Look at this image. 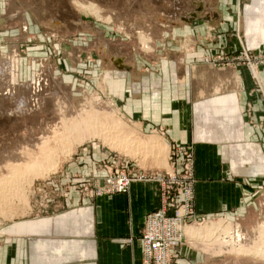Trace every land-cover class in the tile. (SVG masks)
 <instances>
[{"label":"rangeland","instance_id":"374dc122","mask_svg":"<svg viewBox=\"0 0 264 264\" xmlns=\"http://www.w3.org/2000/svg\"><path fill=\"white\" fill-rule=\"evenodd\" d=\"M178 1L174 4L173 0H166L159 5H152V0L1 1L0 184L4 183V187H0V264L71 262L76 256L70 255L69 247H76L79 263L85 261V239L71 240V246L66 239L55 247L54 239L45 232L54 227L62 232L64 226L57 227V222L61 218H77L86 199L94 205L101 197L128 193L107 192L111 191L106 184L108 177L113 182L117 177L131 179L129 187L133 181L157 184L160 208L148 214L161 211L166 205L168 218L174 217L176 209L188 202L187 192H191L187 204L192 205L193 214L185 218L188 226L221 219L230 224L219 230L226 235L219 241L201 245L198 240L190 246L184 240L172 247L169 264L198 263L196 256L190 261L180 256L182 248L204 255L208 261L205 264H264V178L241 202L246 206L243 212L199 215L194 203L197 180L192 145L176 141H169L168 145L164 130L154 128L152 122L138 121L140 113L132 112L147 104L156 110L161 100L153 99L152 90L161 85L169 97L166 88L178 86L172 83L177 80L173 78L179 65L184 77L189 75V82L179 84L181 98L188 97L190 79L198 78L197 73L202 70L213 78L215 71L237 65L251 76L254 70L258 81L264 74V42L255 46L247 42L246 28L257 35V29L247 22L251 0H203L205 7L201 0V14L206 10L196 16L203 21L201 24L193 18L186 17L188 21L184 22L175 17L183 9L197 6V0ZM12 4L16 12L11 9ZM172 11L176 13L170 14ZM72 17L80 24H75ZM60 19L61 23L56 21ZM191 27L201 30L191 32ZM238 41L239 52L233 49ZM246 43L256 50L246 48ZM121 56L125 62L121 63ZM127 63H132L129 67L133 70L120 71L119 65ZM132 83L137 87L132 89ZM139 84H144V89L140 87L142 94L148 95L142 101ZM130 90L139 93L138 108L131 103L135 98ZM86 115L90 117L89 124L93 122L90 126L83 121ZM67 122L72 127L78 128L79 123L82 127L79 132L73 128L67 131L71 127ZM41 147L45 148L44 157L50 155L47 166ZM28 158L41 164L44 161L48 168L40 169L35 166L40 162L32 164ZM262 173L259 176L264 177ZM164 199L167 201L163 204ZM148 214L138 238L140 264L145 256L142 236L150 225ZM80 223L82 229L77 226V237L85 235L83 219ZM188 230L198 234L195 226ZM207 230L209 226L200 229L199 235ZM73 231L71 226L65 235ZM131 242L132 239L124 240Z\"/></svg>","mask_w":264,"mask_h":264},{"label":"crops","instance_id":"0c3cea01","mask_svg":"<svg viewBox=\"0 0 264 264\" xmlns=\"http://www.w3.org/2000/svg\"><path fill=\"white\" fill-rule=\"evenodd\" d=\"M202 2L204 3L203 0ZM197 3L202 8L201 0H197ZM206 5L204 3V7ZM249 5L246 13L249 17L247 22L257 29V35L250 34L246 28V36L248 35L249 45L255 46L264 42V0H251ZM11 9L16 12V6ZM201 12L197 11V17ZM10 15L15 16L16 13ZM197 17L193 19L199 23L203 22ZM181 20L188 21L187 18ZM190 29L191 32L200 31L201 27ZM225 46L223 43L224 49ZM250 46L248 47L246 43V48L256 50ZM233 49L240 51L239 41L238 45H233ZM131 64L119 65L120 71L133 70L129 67ZM178 69L173 78L177 80L172 83L178 86L166 88L169 97L165 95V89L161 85L155 86L152 90L153 99L161 100L156 105L158 107L156 110L149 109L150 104H147V107L140 110L135 108L132 112L140 113L138 121L152 122L154 128L164 130L167 142L176 141L192 145L195 152L194 174L197 180L194 187V203L199 215L243 212L241 210L246 206H242L241 202L244 198L248 199L252 189L264 178L259 176L264 166V74L258 75V81L248 70L237 65L231 69L215 71L213 78L207 70H202V73H197L196 80L190 79L188 97L181 98L178 95L179 84L189 82V75L184 77L185 72L180 65ZM258 83L261 85L260 88ZM132 84V89L137 87ZM139 85V88L144 89L142 87L144 84ZM141 88L140 95L130 90L131 97L135 98L131 103L137 108L139 107L137 96L139 95L141 101L148 97L142 94ZM80 172L83 173V170ZM82 207V210L80 209L82 214L77 218H61L57 222L59 225L57 227L60 228V224L64 226L61 227L62 232H58L59 229L54 227L45 233L54 239L55 247L60 246V241L66 239L69 240L66 242L68 245L71 240L85 239L84 248L88 257L79 263L76 247L74 249L69 247L70 255H75L76 259L57 264H140L141 244L138 240L140 230L146 214L160 208V190L157 184L133 181L127 194L104 196L94 205L86 199ZM80 218L85 223V235L77 237L79 236L77 226L82 229ZM44 226L46 230L47 225ZM71 226L75 232L73 231L72 235L70 233L65 235L66 229L71 230ZM57 237L63 239L58 240ZM125 239H132L131 244L124 243ZM47 247L46 245L45 248ZM181 250L180 256L188 261L196 256L197 264L208 262L204 255L190 253L184 248Z\"/></svg>","mask_w":264,"mask_h":264},{"label":"built area","instance_id":"2783aa9c","mask_svg":"<svg viewBox=\"0 0 264 264\" xmlns=\"http://www.w3.org/2000/svg\"><path fill=\"white\" fill-rule=\"evenodd\" d=\"M109 178V179H108ZM106 180V184L112 193H120L127 192L129 188V184L131 179H127L124 177L118 178L113 182L108 177ZM162 184L163 178L160 179ZM164 189V193H165ZM163 193V194H164ZM188 193V202L182 204L178 209H176V213L174 217H169L166 214V205H163L161 211L156 213H151L147 215L148 221H150V225L148 226L145 234L142 236L143 238V247H144V261L143 264H169V256L171 253V248L177 246L184 241V236L181 235L182 228L187 225V221L185 218H189L193 214L192 205L187 203L190 202V194ZM171 200V199H170ZM167 200H163V204ZM169 204V203H167ZM170 205H173L170 203ZM177 207V206H176ZM194 221V220H192ZM207 221L196 222L198 224L206 223ZM197 224V225H198Z\"/></svg>","mask_w":264,"mask_h":264},{"label":"bare ground","instance_id":"6f19581e","mask_svg":"<svg viewBox=\"0 0 264 264\" xmlns=\"http://www.w3.org/2000/svg\"><path fill=\"white\" fill-rule=\"evenodd\" d=\"M164 1H166V0H152V5L153 4H157V5H159V4H162V2H164ZM175 3L174 4H179V1L178 0H173ZM194 1V0H193ZM199 1V0H198ZM200 5L197 3V6H193V5H191L190 7H187L186 9H183L182 11H181V13L180 14H178V13H176V12H170V14H172V15H174L175 13H176V15H175V17H177L178 16V19H180V18H183V17H188V18H192V16H194V17H196L197 16V11L200 13L201 11H202V8H200L199 7ZM174 7H175V5H174ZM72 11V10H71ZM93 11V10H92ZM198 13V14H199ZM193 17V18H194ZM73 18V22L76 24H80V22L77 20V18H74V17H72ZM79 19V18H78ZM56 21H60V23H61V21H62V19H60V20H56ZM82 24V23H81ZM196 24H201V23H196ZM84 25V24H83ZM60 26V25H59ZM116 56L117 57H120L119 56V54H116ZM123 57V58H122ZM124 56H121V58H120V61H121V63L122 62H125L124 60ZM128 60V59H127ZM126 60V61H127ZM252 74H253V77L254 78H256V75H255V72H254V70H252ZM26 86V85H25ZM27 101V100H26ZM33 101V100H32ZM37 103V102H36ZM27 104H31V102L29 103H27ZM27 104H26V106H27ZM38 104V103H37ZM33 105V104H32ZM36 105V104H35ZM25 106V105H24ZM37 106V105H36ZM27 107H29V106H27ZM33 107V106H32ZM31 108V107H30ZM28 109V108H27ZM26 110V109H25ZM34 110H35V108H34ZM30 111V110H29ZM17 112H18V110H17ZM13 115V114H12ZM16 116V115H15ZM85 116V115H84ZM84 116H83V118H84ZM82 118V119H83ZM3 119V118H2ZM82 119H81V123L84 121V122H86V123H88L89 124V122H88V120L90 119V117H88L87 115H86V117L84 118V120L82 121ZM2 121H4V120H2ZM9 121H10V119H9ZM69 121V120H68ZM71 122V121H70ZM9 123V122H8ZM63 123H65V122H63ZM72 123H73V121H72ZM79 123V122H78ZM66 124H68V125H72V124H69L68 122L66 123ZM73 124H76V122H74ZM80 124V123H79ZM78 124V128L76 127V125H74L75 126V128H74V126L72 127H70V129H68L67 131H70V130H72L71 128H73L74 130H75V132H76V130L79 132V126L80 127H82L81 125L83 124H81V125H79ZM90 124H93V122L92 123H90ZM90 124H89V126H90ZM86 125V124H85ZM63 128H64V126H63ZM77 128V129H76ZM90 128V127H89ZM65 129H66V127H65ZM83 129V128H82ZM85 129V128H84ZM88 129V128H87ZM91 129V128H90ZM90 129H88L89 131H90ZM64 130V129H63ZM63 130H61V133H62V131ZM87 130V131H88ZM66 130H65V132H67ZM73 131V130H72ZM71 131V132H72ZM88 131V132H89ZM64 131H63V133H64V135L66 134V135H68L67 133H65ZM81 132V131H80ZM82 133V132H81ZM84 134L86 133V132H83ZM91 133L93 134L94 132L91 130ZM90 133V135L92 136V134ZM89 134V133H88ZM87 134V135H88ZM74 135V134H73ZM89 135V136H90ZM94 135V134H93ZM80 136H83L82 134L80 135ZM85 136V135H84ZM88 137V136H87ZM84 137H82V138H79V139H83ZM43 143H46V142H43ZM42 143V144H43ZM168 143V145H169V142H167ZM43 145H45V144H43ZM38 146V145H37ZM33 147V146H32ZM35 147V146H34ZM43 147H45V146H43ZM43 147H41V148H39L40 149V151H42L43 149H45V148H43ZM24 148V147H23ZM36 148V147H35ZM32 149V148H31ZM37 149V148H36ZM25 150V149H24ZM46 150H47V148H46ZM31 151V150H30ZM29 151V153H31ZM34 151V150H33ZM45 151V150H44ZM28 152V151H27ZM38 152H39V150H38ZM48 152V151H47ZM33 153V152H32ZM46 153V152H45ZM50 153V152H49ZM20 154H22V153H20ZM34 155H35V153H33ZM43 154V151H42V153H41V155ZM47 154V153H46ZM52 154V153H51ZM29 155V154H28ZM34 155H33V157H34ZM39 155V154H38ZM48 155V154H47ZM20 156V155H19ZM43 156V155H42ZM48 156H50V155H48ZM48 156L47 157H44V158H42V159H44V161H45V164H46V166L47 165H49L46 161H48L49 162V160H48ZM29 157V156H28ZM32 156H31V158H33ZM16 158V157H15ZM20 158V157H19ZM30 158V157H29ZM28 158V159H29ZM34 158H36V155H35V157ZM39 158V157H38ZM21 159V158H20ZM27 159V158H26ZM47 159V160H46ZM15 159H13V161H14ZM30 160V159H29ZM40 160V159H39ZM4 161V160H3ZM18 161V160H17ZM16 161V162H17ZM28 161V160H27ZM31 161V160H30ZM32 161H36V160H32ZM31 161V163L33 164V162ZM43 161V162H44ZM9 162V161H8ZM37 163L38 162H40L39 164H41V161H36ZM43 162H42V164H43ZM30 163V164H31ZM9 164H12L11 162L9 163ZM26 164V163H25ZM27 164H28V162H27ZM39 164H36L35 163V166L36 167H39L40 169H42V168H44V167H46L44 164L42 165H40V166H38ZM13 165V164H12ZM15 165H16V163H15ZM17 165H19V164H17ZM51 165V164H50ZM11 166V165H10ZM9 166V167H10ZM27 166V165H26ZM35 167L34 165H31V167ZM44 166V167H43ZM7 167V166H6ZM14 167V166H13ZM23 167H25V165L23 166ZM27 167H29L30 169H31V167L30 166H27ZM32 167V169H35V168H33ZM46 168H48V167H46ZM49 168H50V166H49ZM6 169H8V168H6ZM17 169V168H16ZM16 169H14L13 171H15ZM20 169V168H19ZM22 169V168H21ZM45 169V168H44ZM0 170H1V168H0ZM11 170V169H10ZM36 170V169H35ZM38 170L39 169H37L36 171L38 172ZM1 172V171H0ZM6 172V171H5ZM16 172V171H15ZM18 172H20L19 170H18ZM22 172V171H21ZM12 174H14L15 175V173H13V172H11ZM8 174V173H7ZM9 174H10V172H9ZM18 178V177H17ZM8 179H10V178H8ZM12 179V178H11ZM8 181V180H7ZM6 182V181H5ZM8 183V182H7ZM4 184V183H3ZM3 184H0V187H1V185L3 186ZM8 185V184H7ZM4 187V186H3ZM3 190V189H2ZM5 192V191H4ZM7 192H9V190L7 191ZM11 193V192H10ZM7 194V193H6ZM17 195V194H16ZM8 197H9V195H8ZM12 197V196H11ZM3 202V201H2ZM1 206V205H0ZM7 208V207H6ZM230 224L228 223V222H226L225 220H223V219H221V220H219V221H213V220H208L206 223H203V224H193V225H191V226H185L184 228H182V232H181V235H183L184 236V240H185V243L186 244H188V245H192V244H194V243H197L198 242V240H199V242H200V244L201 245H206L207 243H210V242H215V241H219V240H221L222 239V237H224L225 238V236L226 235H224V234H220L219 233V230H221V229H224L226 226H229ZM192 226H195V228L198 230V236L195 234V235H193L192 234V231L191 230H188V229H190ZM207 226H209L210 227V230H207L206 231V235L205 234H200L199 235V230L200 229H206V227ZM212 230V231H211ZM209 231H211V232H209ZM202 237H204V238H202ZM199 238V239H198ZM181 244H183V242L181 243ZM180 244V245H181ZM213 246V245H212Z\"/></svg>","mask_w":264,"mask_h":264}]
</instances>
